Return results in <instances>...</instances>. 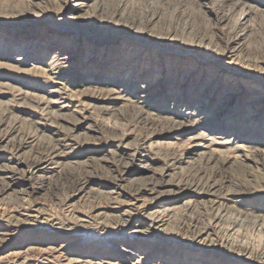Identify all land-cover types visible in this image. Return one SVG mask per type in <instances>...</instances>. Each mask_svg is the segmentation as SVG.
<instances>
[{"label":"rangeland","instance_id":"1","mask_svg":"<svg viewBox=\"0 0 264 264\" xmlns=\"http://www.w3.org/2000/svg\"><path fill=\"white\" fill-rule=\"evenodd\" d=\"M88 2L77 11L73 0H0V264H108V256L165 264L172 255L179 264H264L228 245L264 250V226L247 218L264 214V0ZM143 81L157 97H135ZM231 84L237 94L228 103L220 93ZM205 101L223 105L207 126L198 122L209 114L198 112ZM234 126L247 145L224 137ZM134 149L169 180L164 191L184 195L169 204V229L151 236L122 224L141 201L108 186L139 185L146 173H124ZM211 201L242 217L215 226ZM206 225L215 247L193 239Z\"/></svg>","mask_w":264,"mask_h":264},{"label":"bare ground","instance_id":"2","mask_svg":"<svg viewBox=\"0 0 264 264\" xmlns=\"http://www.w3.org/2000/svg\"><path fill=\"white\" fill-rule=\"evenodd\" d=\"M73 8L76 9L77 11L82 10L84 7L87 6L88 0H73ZM132 24V23H131ZM139 26V25H138ZM240 35H244V33H241ZM239 36V35H238ZM237 37V36H236ZM235 54V53H234ZM55 56V55H54ZM235 56V55H234ZM68 57V56H67ZM41 58V57H39ZM234 58V57H233ZM236 58V57H235ZM56 61V60H55ZM54 61V62H55ZM248 61V60H247ZM239 63L244 64V60H240L238 61ZM60 64V63H59ZM53 66V65H52ZM94 67V63H90L89 64V68L88 70L92 69ZM100 66H98L99 68ZM51 69V68H50ZM192 73V72H191ZM190 73V74H191ZM129 74H134V71L131 70L129 72ZM174 76V75H173ZM190 75L186 74L184 77H189ZM185 80V78H184ZM232 80H234L232 78ZM181 82V81H180ZM189 83V82H188ZM185 84L184 82H181V85ZM153 87V85L150 82H139L136 84V86L134 85L133 91L135 94V97H137L138 99H140V101L142 100L143 102L147 101V98L149 96H156V94H152L150 95L149 92L151 90V88ZM210 83H207L204 88L206 91H208L210 89ZM117 88V87H116ZM57 90V89H56ZM219 90V89H218ZM218 90H215V93L218 92ZM217 91V92H216ZM116 92V91H115ZM121 92V91H120ZM155 92V91H154ZM58 94V93H57ZM108 94V93H107ZM237 92H236V87L235 84H231V85H227L223 91L220 93V95L223 97H227L226 102H233L235 101V96H236ZM63 95V94H62ZM120 96V94H119ZM220 96V97H221ZM157 97V96H156ZM212 97H214V95H212ZM219 97V96H218ZM216 98V95L215 97ZM255 99H257V97L255 95H253L252 93L248 94V97L246 98V104L253 108L252 110H254V108L256 107V101ZM118 100V99H117ZM157 100V99H156ZM208 100H211L208 99ZM139 101V102H140ZM212 102V101H211ZM218 102V101H216ZM220 102V101H219ZM218 102V103H219ZM174 104V103H173ZM59 107V105H58ZM135 107V106H134ZM216 108L214 109H209L208 103L205 102H200L198 104V108H199V114L203 115V114H207L209 112V114H207L208 116L206 117H202L205 120H200L198 121L199 124L202 125H206L207 126V120L213 116L215 117H220L222 112V108L223 105L222 104H218L217 106H215ZM258 107V106H257ZM105 110L111 107H104ZM137 108V107H136ZM196 109V108H195ZM71 110V109H70ZM116 110V109H115ZM109 111V110H108ZM119 111V110H118ZM118 111H116L118 113ZM145 111V110H144ZM255 112V111H254ZM55 114V113H54ZM137 114H139L140 117L147 119L148 116H143V113L137 109ZM198 114V116H199ZM50 115V114H49ZM177 115V114H176ZM63 116V115H62ZM250 118V117H249ZM49 119V118H48ZM58 119V118H57ZM207 119V120H206ZM244 119V118H243ZM182 122V121H181ZM172 126L174 127L175 131H180L182 130V125L180 123L177 122H171ZM191 124V123H190ZM239 124V123H238ZM51 125V124H50ZM209 125V124H208ZM214 125V124H213ZM191 126V125H190ZM228 126V125H227ZM50 128V127H49ZM218 128V127H217ZM57 129V128H56ZM207 129V128H206ZM214 129V128H213ZM184 130V128H183ZM219 130V129H218ZM226 131L222 132V133H226V136L224 137H230L231 139L237 140V142H243V145H247L249 142H247L246 139H241V135H240V128L239 126H234V127H226L225 129ZM211 131H213L211 129ZM247 131V130H246ZM202 132V131H201ZM62 133V132H61ZM204 133V132H203ZM66 134V133H65ZM208 134V132H207ZM228 134V135H227ZM214 135V134H213ZM177 136V135H176ZM174 136V137H176ZM216 136V135H215ZM218 136V135H217ZM221 138V137H220ZM225 139V138H224ZM230 139V140H231ZM254 141V140H253ZM254 143H259L258 141H254ZM238 144V143H236ZM251 144V142H250ZM257 145V144H256ZM260 145V144H259ZM232 146V145H231ZM261 146V145H260ZM230 147V146H229ZM243 147V146H242ZM245 147V146H244ZM48 151V150H47ZM264 152V151H262ZM251 153H244L240 156V158L242 159H248L251 156ZM264 154V153H263ZM127 156H129V162H127L126 165L127 168L125 169V174L128 175H137L139 173H146L145 176H139L136 178L137 181H139V185H137L136 187H134L133 189H126L123 185L119 184L118 182L116 183L115 181H111L108 183V186L110 185L111 187V192L112 194H115L117 196L121 195V194H126L128 195L129 199L131 201H141L140 204L135 205L132 204L131 208H127L123 213H122V217L124 218V220L122 221V224L127 227V229H133L132 232L134 233H140V234H146L147 236H151L154 235L156 233L157 230H161V229H169V225L167 224L169 215L171 213L172 208L169 207L170 202L173 201V199H182L184 198V195L181 193V195H179V197L174 196L172 193V191H164L163 188L166 187V184L169 180H165L164 178L161 177H155V173L150 171V167L149 164L147 163V157L145 154H140V152L137 149L131 150L130 153L127 152V154H125ZM35 156V155H34ZM50 160V159H49ZM45 161H37L34 164H32L29 169L28 172L30 173H34L33 171H38L39 169L42 168V165ZM130 166V167H129ZM14 169V168H13ZM6 170V169H5ZM12 171V170H11ZM15 172V171H14ZM20 172V171H19ZM151 172V173H150ZM5 174V173H4ZM12 174V173H11ZM6 176V175H5ZM16 176V175H15ZM22 176V175H21ZM20 176V177H21ZM14 177V176H13ZM24 177V176H23ZM11 178V177H10ZM82 178V177H81ZM6 179V178H5ZM21 179V178H20ZM111 180V179H110ZM17 181V180H16ZM15 181V182H16ZM20 182V181H19ZM88 182V181H87ZM86 182V183H87ZM9 183V182H8ZM86 183L82 184V185H86ZM11 184V183H10ZM81 184V183H80ZM9 185V184H8ZM7 185V186H8ZM80 186V185H78ZM27 187V186H26ZM77 187V186H76ZM9 188V187H8ZM11 188V187H10ZM82 186L79 189L82 190ZM188 188L186 187L185 189L182 188V190H187L188 192ZM75 189V188H74ZM196 189V188H195ZM23 190V189H22ZM180 190V189H179ZM194 190V188H193ZM73 191V190H72ZM77 191V190H76ZM75 191V192H76ZM178 191V190H176ZM211 191V190H210ZM185 192V191H184ZM199 192V191H198ZM28 193V192H27ZM193 193V192H192ZM166 201V203H164V201L161 202V198H163ZM214 199V198H213ZM110 200V199H109ZM114 200H116V202L118 201L117 197L114 198ZM185 202V201H184ZM185 206L190 204V201H186ZM211 208L215 211L213 217V222L215 223V226L222 224V222L227 218H231L229 216L237 214L238 217H242V213L239 209H236L234 207H231L229 205L226 204H221L218 203L216 201H211L210 202ZM184 206V205H183ZM189 207V206H188ZM99 207H96V209L94 210H98ZM184 210V209H183ZM259 210V209H258ZM97 212V211H96ZM250 212V211H249ZM259 212V211H258ZM116 213V212H115ZM103 212H97L96 213V217L97 216H101L103 215ZM245 215V214H244ZM109 215H105V218L108 217ZM138 217V219L136 220L135 217ZM237 218H235V220H233V224L231 223V229H233L235 227L236 224H238L236 222V220H239ZM246 217V216H245ZM250 217L253 222L256 224V226H264V214L263 213H258V214H250V216H247V218ZM246 218V219H247ZM8 219V218H7ZM190 219V218H189ZM242 219V218H240ZM232 220V219H231ZM197 221V220H196ZM247 221V220H246ZM9 223V222H8ZM118 223V222H117ZM187 223V222H186ZM195 225H197V222H194ZM207 223V222H206ZM209 223V222H208ZM242 224V223H241ZM240 224V225H241ZM230 225V224H229ZM239 225V226H240ZM122 226V225H121ZM123 226V227H124ZM202 226V225H201ZM213 226V225H212ZM207 225L201 227L198 231L196 230V233L193 236V239L196 240V243L199 244L202 247L205 248H210V247H215L217 246L216 244V240L213 239L212 237H210V233L207 232ZM228 227V229H229ZM171 228V227H170ZM177 228V227H176ZM183 228V227H182ZM186 228V227H185ZM209 228V227H208ZM219 228V227H218ZM223 229V228H222ZM221 229V230H222ZM235 229V228H234ZM171 230V229H170ZM10 231V230H9ZM169 231V230H167ZM191 231V230H190ZM220 231V229H219ZM184 233H186L184 231ZM191 234V233H190ZM3 236V235H1ZM5 236V235H4ZM183 236V235H182ZM31 238V237H30ZM69 244V243H68ZM52 247L53 245L50 244ZM64 245V244H63ZM62 245V246H63ZM232 249L234 250H240L242 252V254H247L248 256H259V258H264V250H262L260 253H256L254 254V252L248 248V246H240L239 244L236 243H230L228 244ZM55 246V245H54ZM30 247V246H28ZM37 247V246H36ZM47 247V246H46ZM56 247V246H55ZM152 247V246H151ZM241 247V248H240ZM34 248V247H33ZM38 248V247H37ZM36 248V249H37ZM44 248V247H43ZM42 248V249H43ZM54 249V248H53ZM57 249V248H56ZM66 249V248H65ZM20 250V249H19ZM45 250V249H44ZM147 250V249H146ZM149 250V249H148ZM35 251V250H34ZM40 251V250H39ZM42 251V250H41ZM55 251V250H54ZM124 251V250H123ZM259 251V250H258ZM59 252V251H58ZM62 252V251H61ZM36 253V252H35ZM53 253V252H52ZM64 253V252H63ZM28 254V253H27ZM33 254V253H32ZM50 254V252H49ZM58 254V253H57ZM111 254V253H110ZM38 255V254H37ZM36 255V256H37ZM43 255V254H42ZM60 255V253H59ZM126 255V254H125ZM17 256V254H16ZM57 256V255H56ZM199 256V255H198ZM25 257V255L23 256ZM43 257V256H42ZM52 257V256H51ZM58 257V256H57ZM64 257V256H63ZM61 257V258H63ZM68 257V256H67ZM108 264H124L123 262H121L118 259L115 258H111V256H108ZM17 258V257H16ZM31 258V256L29 257ZM28 258V260H29ZM40 258V257H39ZM69 258V257H68ZM77 258V257H76ZM79 258V257H78ZM141 259L146 258V256L141 257ZM204 263H208L211 262L210 259H208V257L206 256H202L199 257ZM13 259V258H12ZM22 259V258H21ZM26 259V258H25ZM70 259V258H69ZM75 259V258H74ZM106 259V258H105ZM19 260V259H18ZM24 260V259H23ZM27 260V259H26ZM25 260V262H26ZM42 260V259H41ZM47 260H49V258H47ZM89 260V259H87ZM137 261V259H135ZM179 260H180V256L179 255H175V256H171L169 259L166 260L165 264H179ZM64 261V260H63ZM76 261V260H75ZM81 261V260H80ZM102 261V260H101ZM200 261V260H199ZM23 262V261H22ZM30 262V261H29ZM43 262V261H42ZM40 262V263H42ZM56 262V261H55ZM96 262V261H95ZM201 262V261H200ZM217 261H212L211 263H216ZM66 263V262H64ZM69 263V262H68ZM67 263V264H68ZM74 263V262H73ZM90 263V262H89ZM50 264V263H49ZM55 264V263H54ZM72 264V263H71ZM92 264V263H91ZM97 264V263H96ZM132 264V263H131ZM156 264V263H155ZM161 264V263H159Z\"/></svg>","mask_w":264,"mask_h":264}]
</instances>
